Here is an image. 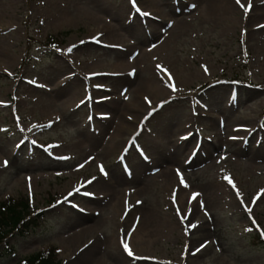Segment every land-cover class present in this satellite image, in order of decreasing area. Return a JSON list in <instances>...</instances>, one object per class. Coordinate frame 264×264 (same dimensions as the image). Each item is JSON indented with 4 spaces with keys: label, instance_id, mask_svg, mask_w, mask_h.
Here are the masks:
<instances>
[{
    "label": "rangeland",
    "instance_id": "374dc122",
    "mask_svg": "<svg viewBox=\"0 0 264 264\" xmlns=\"http://www.w3.org/2000/svg\"><path fill=\"white\" fill-rule=\"evenodd\" d=\"M166 1L161 10L169 18L154 31L149 23L161 20L153 17L155 0H0V205L27 197L30 209L45 212L39 227L1 246L0 264L48 248L62 264H86L81 243H69L90 223L91 249L106 264H264V165L250 171L246 155L233 157L244 136L238 124L264 132V0H251L247 13L249 0H220L221 9L208 8L210 0H179V15ZM96 18L109 27L97 37ZM50 36L58 43L49 48ZM141 54L139 65H118ZM147 83L157 87L159 111L143 120L138 136L121 137L123 149L99 158L117 124L135 127L139 105L148 111ZM161 138L170 146L189 138L198 161L188 167L159 159L153 140ZM154 159L177 174L171 186L158 180L147 192H130L151 174L135 163ZM104 183L115 185L120 200L123 191L130 198L119 204L110 193L112 204L85 214ZM205 185L227 193L190 228L174 198L180 188L195 194ZM150 206L170 229L142 225L136 217ZM130 238L144 256H125L122 241Z\"/></svg>",
    "mask_w": 264,
    "mask_h": 264
},
{
    "label": "bare ground",
    "instance_id": "6f19581e",
    "mask_svg": "<svg viewBox=\"0 0 264 264\" xmlns=\"http://www.w3.org/2000/svg\"><path fill=\"white\" fill-rule=\"evenodd\" d=\"M155 1H156L154 3L155 5H154V7L152 5V9L154 8V11H157V12L155 13V15H153V17L154 16L158 17V18L160 17L159 19H161V20L157 21L155 19V21L153 20L154 21L153 23L152 22L149 23L150 28L154 29V31H155V27L163 26L162 24H164L166 22V20L169 18L168 15L166 14L167 12L164 13V11L161 10V7H165V6L169 5L168 1H166V0H165V2H160L157 0H155ZM219 2H220V0H210V2L208 4V8H210V7H213V8L219 7L220 8ZM183 3L185 4V2H183ZM182 4L179 3L175 7V10H177L176 12L178 15L183 13ZM148 12L151 13V15H152L153 11H151V9H150ZM153 17H151V18H153ZM95 25H97L95 27L96 32L92 36H96V37H97V35H96L97 32L102 34L103 29L107 30L109 28L108 25L103 22V20L101 21L98 18H96V20H95ZM131 27H132V29L138 28L137 25H134V27H133V25H131L130 28ZM128 28H129V26H128ZM92 30H94V29H92ZM99 45H102V44H99ZM145 56H146V54H141L140 57H137L135 59L127 58L125 61L124 60L119 61L118 65L120 67H125V64L139 65ZM165 75H166V73H165ZM165 82L168 83L169 85H172L174 83V79H171V77H169L168 80H166ZM141 86H142V88H147L148 90L150 89L149 91H151V93L153 95L152 97L143 96L147 100L145 102V104H147V106H148V107H146L148 109V111L143 112V110L145 109L143 104L139 105V107H138L139 110L136 111L134 116L130 119L131 121H136L135 127H133L131 122H128L126 124H122V123L117 124L116 128L112 129L114 131L111 133L110 137L107 138V140H106L107 142H106V145L103 147V150L100 152V154L97 153L99 158L104 160L109 154H111L113 152V150L123 149V143L124 142L122 143L121 137L126 135V134L127 135L130 134L134 137L139 135L140 131L142 130L140 128V124L142 122H144L143 120L146 119L147 117L151 116V115H154L155 113H157L159 111L160 107H157V106L159 104L158 101L160 100V98H159L160 94H156L157 87H153L151 90L150 85L148 83L146 85L144 84ZM105 105H106V107H109V106H111L112 108L114 107V103H109V102L107 103L106 102ZM111 107H109V108L112 109ZM141 112H143V114ZM149 113H151V115H149ZM238 125L239 126L236 127V130L243 133L244 136L239 137L240 138V142H239L240 145L239 146H241V148H237L234 151L235 155L233 157L236 160V159L246 155L245 157H247V160L249 161L248 167H249L250 171H257L259 169L258 168L259 165H261V164L264 165V132L261 129H257L258 126L256 124H251L250 126H248V124H247L245 126V128H243L241 126V124H238ZM254 130H256L255 132H257V134L253 133ZM250 136H251V139H250ZM94 138H96V137H94ZM162 139L163 138L153 140V143L156 144L158 147V149L154 152V154H156V156L159 159L167 160V161L174 163L178 166L184 165V166H188V167H192L195 164V162L198 161V158H193V161L191 159L193 157V155H196L198 153L199 149L194 148L193 151L189 150L190 149V148H188L189 144L186 143V141H188L189 138L182 141L181 144L174 143L171 146H170V141L172 140V138H171V140L164 139V141ZM129 144H130V141L128 140L125 144L127 147V150L129 149ZM252 146H254V148ZM246 148H249L248 151L241 152L242 150H245ZM183 154H184V157H182ZM256 155H261V157H259V156L256 157ZM181 157H182V159H181ZM154 160H155L154 163H151V164H148V161L144 162L141 160L139 162L135 163V166L137 167V169L146 170V168H147L151 171V174L147 175L145 178H143L144 180L141 181V183H139V182H137V180H135L134 182L138 183L139 187L138 188H132V190H130V192L131 191L132 192H138L139 191V193L147 192L151 189L153 182L156 183V181H158V180H163L166 182L167 186L168 185L171 186V184L173 183V180L175 179L177 174L175 173V171L173 169L171 171L169 169V167L164 165L165 163L161 167L160 164H158L157 160L156 159H154ZM149 170H148V172H150ZM119 175H121V174H119ZM120 180L126 181V178L123 179L122 177L118 176V181H120ZM102 188H104V189L100 190L98 192L99 196L92 195L88 200V204H86L87 207H85V205L83 206L85 208L83 210L86 211L85 214L88 215L91 212L96 213L100 209L102 210V209L106 208L107 204H109V205L112 204L111 203L112 199H110V197H109L110 193L114 194V197L117 198V202L119 204H120V202H121V204H123L124 202L127 201V199L130 198V195L128 193H126L125 191H123V193H122L123 195H122V198L120 200L119 192H118L117 188L115 187V185H113V184H110V183L105 184L104 183ZM211 188L212 187L210 185H205V186L199 188L201 190L197 191V193H199V195L196 196L195 199L192 198L193 197L192 191L185 194V191H184L185 189L183 190L182 188H180L179 189L180 194H179L178 198H175V200H174L175 206H176V211H177V209H179L180 218L183 219L184 221L186 220V223L196 224V222H195L196 217L201 215L203 212H206V209L208 207L213 206L217 202V200H219L225 193H227V191H224V190L220 191L218 193L217 189L212 190ZM102 195L105 196V199L102 198ZM254 198H256V197H254ZM255 200L257 201V198ZM113 203H115V202H113ZM201 204H203V207L201 206ZM79 206L82 209V206L81 205H79ZM185 216L187 217L186 219L184 218ZM136 218H138L139 220L142 221V225L146 224V225L151 226L152 231H154L155 229L157 230L160 225L165 227L166 229H170L169 226H171V224H169L168 220L160 221L159 213H158L155 206H150V207L145 208L144 213H142V215H140L139 217H136ZM83 219H87V218H83ZM94 222L97 223L98 221L97 222L94 221ZM139 227H140V225H139ZM129 229H131L133 232L134 229H138V225L135 227L134 226H132V227L128 226V228L126 230H129ZM94 230H96V226L94 223H90L89 225H86L85 228L82 227V229H80L79 234H76L73 238H71L72 240L70 241L69 244H71V246H74V245H78L81 243L79 248L80 247L82 248V254H83V252L89 253L88 256L85 257V259H87V262H85L86 264H91V262L93 264H106V258H104L103 256L97 258L98 249H95V250L91 249V245L93 244L94 241L91 240L92 235H90V233L93 232ZM198 230H200V229H196V231H198ZM196 231L194 232L195 234H197ZM202 231L204 232V229L201 230V232ZM203 240L204 239H202L201 242H203ZM124 243H127L133 252V255L130 256L126 251L125 252L126 257H128V258L133 257L134 258L135 253L140 255V256L145 255V254L142 255V254L136 252V248H135V246H133V241L131 238L125 242L122 241V245H124Z\"/></svg>",
    "mask_w": 264,
    "mask_h": 264
},
{
    "label": "trees",
    "instance_id": "16d2710c",
    "mask_svg": "<svg viewBox=\"0 0 264 264\" xmlns=\"http://www.w3.org/2000/svg\"><path fill=\"white\" fill-rule=\"evenodd\" d=\"M58 37L50 36L46 44L51 47L56 46ZM56 198L52 196V202ZM29 199H8L0 205V248L7 244L10 236L16 233L26 236L31 230L41 224V218L44 216L43 211L30 209ZM3 254L0 251V255ZM54 248H49L48 251L38 252V254L25 258L19 264H62L56 260Z\"/></svg>",
    "mask_w": 264,
    "mask_h": 264
},
{
    "label": "snow or ice",
    "instance_id": "6c2138e0",
    "mask_svg": "<svg viewBox=\"0 0 264 264\" xmlns=\"http://www.w3.org/2000/svg\"><path fill=\"white\" fill-rule=\"evenodd\" d=\"M237 3L239 4L240 3V0H237ZM242 7H243V5H241ZM250 8H251V0H249V4H248V7L247 8H245V12L247 13L249 10H250ZM145 15H148L147 13H145ZM81 43H83V41H81ZM74 47V46H73ZM68 52H71L72 51V48H69L68 50H67ZM159 67V66H158ZM174 90H175V88H174ZM149 115H151V113H149ZM5 164H7V161H5ZM82 167V166H81ZM100 168H101V172L102 173H104V168H103V166L101 165L100 166ZM105 175H107V173H104ZM93 179H95V178H93ZM226 179H228V182L230 183V184H233V187H235V184L232 182V180H231V178L230 177H226ZM181 182L183 183L184 181H183V178L181 179ZM185 186H187L186 184H185ZM199 195V193H195V194H193V199H195L196 198V196H198ZM175 199V198H174ZM201 206L203 207V204H201ZM248 211H249V213L251 212V208H249V209H247ZM177 212H178V214H179V209H177ZM185 219L187 218L186 216L184 217ZM253 223L255 224L256 223V221L253 219ZM197 225L196 224H190L189 225V227L190 228H195ZM248 230H250V229H248ZM261 235L262 236H264V230H261ZM124 248H125V250L127 251V253L131 256V255H133V252H132V250H131V248L129 247V245L127 244V243H124ZM201 247H204V245H201ZM200 249L198 248V249H196V251H199Z\"/></svg>",
    "mask_w": 264,
    "mask_h": 264
}]
</instances>
